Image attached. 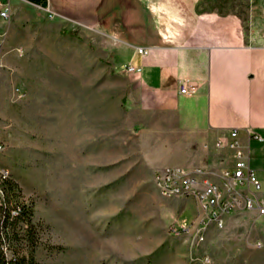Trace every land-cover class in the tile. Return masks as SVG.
<instances>
[{
	"label": "rangeland",
	"instance_id": "374dc122",
	"mask_svg": "<svg viewBox=\"0 0 264 264\" xmlns=\"http://www.w3.org/2000/svg\"><path fill=\"white\" fill-rule=\"evenodd\" d=\"M219 1L246 13V0ZM24 28L0 56V179L17 184L12 203L33 211L38 262L264 264V217L203 228L195 201L153 186L158 122L127 106L126 58L118 63L114 44L50 19Z\"/></svg>",
	"mask_w": 264,
	"mask_h": 264
},
{
	"label": "crops",
	"instance_id": "0c3cea01",
	"mask_svg": "<svg viewBox=\"0 0 264 264\" xmlns=\"http://www.w3.org/2000/svg\"><path fill=\"white\" fill-rule=\"evenodd\" d=\"M0 2L8 8L0 16V56L18 27L28 34L46 19L68 34L87 29L114 44L118 63L126 58L122 65L137 69L125 72L127 106L158 122L149 135L154 149L161 148L156 170L227 165L230 152L215 144L227 142L234 129L264 187V0H246L243 17L239 5L219 0ZM182 80L195 82V92L181 94ZM246 129L262 140L248 138Z\"/></svg>",
	"mask_w": 264,
	"mask_h": 264
},
{
	"label": "built area",
	"instance_id": "2783aa9c",
	"mask_svg": "<svg viewBox=\"0 0 264 264\" xmlns=\"http://www.w3.org/2000/svg\"><path fill=\"white\" fill-rule=\"evenodd\" d=\"M8 8L0 2V16L6 17ZM144 54L143 48H137ZM125 72L137 71L131 66ZM196 83L190 80L179 82L181 94H192ZM248 138L261 141L262 137L251 129H246ZM217 148L225 147L229 152V163L208 169L202 167H165L152 175L153 186L164 198H188L195 201L200 209V223L203 228L213 225L221 229L226 218L233 214L252 213L264 216V187L254 171L250 170L247 155L238 139L237 130L229 132L227 142L217 141ZM4 146L0 143V151ZM3 177V176H2Z\"/></svg>",
	"mask_w": 264,
	"mask_h": 264
},
{
	"label": "trees",
	"instance_id": "16d2710c",
	"mask_svg": "<svg viewBox=\"0 0 264 264\" xmlns=\"http://www.w3.org/2000/svg\"><path fill=\"white\" fill-rule=\"evenodd\" d=\"M18 192L15 182L0 179V264H41L35 258L37 238L33 228L30 206L11 202ZM22 224V228L19 226ZM22 231L19 232V230ZM21 228V229H20ZM25 242V253L20 254L18 243Z\"/></svg>",
	"mask_w": 264,
	"mask_h": 264
}]
</instances>
